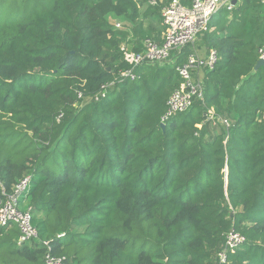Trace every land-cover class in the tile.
<instances>
[{
	"label": "trees",
	"instance_id": "16d2710c",
	"mask_svg": "<svg viewBox=\"0 0 264 264\" xmlns=\"http://www.w3.org/2000/svg\"><path fill=\"white\" fill-rule=\"evenodd\" d=\"M170 1L0 0V184L30 179L19 203L39 231L19 246L0 226V264H219L232 230L247 242L228 264H264V0L221 9L175 62L121 80L122 47L159 40ZM213 49L194 73L203 100L162 128L176 67Z\"/></svg>",
	"mask_w": 264,
	"mask_h": 264
},
{
	"label": "built area",
	"instance_id": "2783aa9c",
	"mask_svg": "<svg viewBox=\"0 0 264 264\" xmlns=\"http://www.w3.org/2000/svg\"><path fill=\"white\" fill-rule=\"evenodd\" d=\"M239 0H171L162 9V25L164 32L162 41L146 39L142 42V52L130 51L126 46L121 49L124 61L129 68L120 73L121 80L135 81L138 79L137 68L150 65H166L172 62V53L181 51L190 44H195L201 34L207 30L212 17L221 9L232 11L236 6L233 2ZM156 4V2H153ZM121 28L120 24L116 25ZM218 53L211 50L207 58L198 55H190L186 62L176 67L181 80L180 85L173 91L167 102V110L162 117V124H166L179 114L189 111L196 100H203V86L195 81L194 73L197 70L213 69L218 62ZM264 60V48L259 49V60ZM107 87L101 94L106 97ZM80 97H82L80 95ZM99 100V98H97ZM210 122H217L214 110L208 112ZM229 126L227 120H220ZM30 179L17 185L15 192L9 194L0 184V226L16 225L20 230L18 245L23 246L39 239V231L33 225V213L30 208L20 209V198L27 189ZM246 238L235 230L226 235L224 250L219 254V264H228L229 255L234 254L245 245ZM45 246L49 245L44 241ZM46 264H65L63 259L47 254Z\"/></svg>",
	"mask_w": 264,
	"mask_h": 264
},
{
	"label": "rangeland",
	"instance_id": "374dc122",
	"mask_svg": "<svg viewBox=\"0 0 264 264\" xmlns=\"http://www.w3.org/2000/svg\"><path fill=\"white\" fill-rule=\"evenodd\" d=\"M3 14H9V13L5 12ZM151 79L154 81L153 77H151ZM201 79H203V76L201 77ZM153 98H155L153 101V107H151L149 110L146 111V114L144 115L143 119H141V116H138V119H137L140 123L142 124L144 123L146 128H149L150 125L156 122L158 114H160L166 108V101H165L166 97L164 99L163 89H161V91L157 90L155 93H153ZM20 209L26 210L27 208L22 205ZM241 249L242 247L239 250Z\"/></svg>",
	"mask_w": 264,
	"mask_h": 264
},
{
	"label": "crops",
	"instance_id": "0c3cea01",
	"mask_svg": "<svg viewBox=\"0 0 264 264\" xmlns=\"http://www.w3.org/2000/svg\"><path fill=\"white\" fill-rule=\"evenodd\" d=\"M161 1H163V0H161ZM160 29H159V31H160V37H159V40L157 39L156 41H158V42H161L162 41V35H163V32H164V27H163V25H159L158 26ZM130 32V31H129ZM130 35H131V37H132V32H130ZM128 48V47H127ZM129 48H133V46L132 45H130L129 46ZM177 53H179L178 51H175V52H173L172 53V62H175L176 61V57H177ZM199 55L201 56V57H204V58H207V56L209 55V52H206V51H204V50H201V51H199ZM202 77V74L200 73L199 74V78H201Z\"/></svg>",
	"mask_w": 264,
	"mask_h": 264
},
{
	"label": "water",
	"instance_id": "95a60500",
	"mask_svg": "<svg viewBox=\"0 0 264 264\" xmlns=\"http://www.w3.org/2000/svg\"><path fill=\"white\" fill-rule=\"evenodd\" d=\"M235 5L237 4V1L233 2ZM261 67H264V60L260 59L258 61V64L256 66V70L260 69ZM162 128H165V124H161Z\"/></svg>",
	"mask_w": 264,
	"mask_h": 264
}]
</instances>
